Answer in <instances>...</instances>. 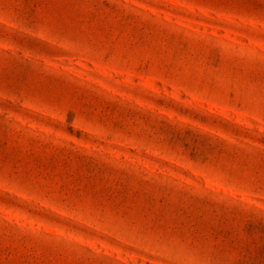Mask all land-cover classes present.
<instances>
[{"label":"rangeland","instance_id":"374dc122","mask_svg":"<svg viewBox=\"0 0 264 264\" xmlns=\"http://www.w3.org/2000/svg\"><path fill=\"white\" fill-rule=\"evenodd\" d=\"M0 264H264V0H0Z\"/></svg>","mask_w":264,"mask_h":264}]
</instances>
